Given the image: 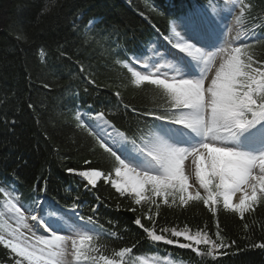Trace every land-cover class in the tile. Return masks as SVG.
Returning a JSON list of instances; mask_svg holds the SVG:
<instances>
[{
	"label": "trees",
	"instance_id": "16d2710c",
	"mask_svg": "<svg viewBox=\"0 0 264 264\" xmlns=\"http://www.w3.org/2000/svg\"><path fill=\"white\" fill-rule=\"evenodd\" d=\"M129 2L130 6L122 0H0V180L11 173L26 191L46 183L61 199L72 182L67 169L113 173L114 158L79 126L69 108L71 92L76 100L114 115L112 120L126 130L149 129L152 121L143 113L164 114L162 88L147 82L137 86L118 62L121 55L135 51L137 42L147 43L157 30L165 33L167 17L145 0ZM243 15L262 20L258 26L264 30V0L245 1ZM92 18L99 22L88 29ZM247 53L264 60V39L249 45ZM95 194L96 200L110 206L107 214L117 226L109 241L89 244L93 261L110 259L126 247L132 248L129 256L147 249L144 229L120 218L119 208L135 207L144 228L158 234L176 225H207L209 230L214 225L215 215L202 201L181 204L177 195L175 202L169 197L167 205L147 197L137 205L119 197L103 180ZM217 217L224 238L238 247L236 257L217 264H264V249L256 248L264 243V200L243 218L223 207H218ZM17 259L0 245V264H15Z\"/></svg>",
	"mask_w": 264,
	"mask_h": 264
},
{
	"label": "snow or ice",
	"instance_id": "6c2138e0",
	"mask_svg": "<svg viewBox=\"0 0 264 264\" xmlns=\"http://www.w3.org/2000/svg\"><path fill=\"white\" fill-rule=\"evenodd\" d=\"M230 13L235 11V5L229 9ZM243 15V11H241ZM217 16H221V11L214 12L207 3L198 4L195 9L180 15L174 21L176 27L183 26L187 29H197L206 26ZM252 35H255L254 33ZM259 39V37H256ZM225 47L224 42L218 48L224 53L225 63L216 72L215 78L211 80V86L205 88V79L210 68V63L203 64V71L200 78H186L178 71L176 75L169 78L167 73L161 74L157 68L156 72L142 74L140 71L133 72L135 84L137 86L147 82L150 85L161 87L166 95L170 97V107L178 110L179 115L172 112L168 119L186 125L188 128L201 133L204 139L200 144L191 149L173 148L161 141L160 137L154 136L149 141L142 142L160 166V171L153 173L148 170H138L135 166H130L117 155L115 151L103 140L97 132H93L86 124L81 123L90 135H93L100 147L114 158L117 162L115 167L116 180L111 179V172L105 173L101 170L75 169L69 168L70 174L78 175L87 186H95L98 179L103 177L114 185L120 193H129L135 197V203L139 205L146 197L152 203L159 198L167 205L169 197L179 196L181 204H187L190 200L202 201L209 206V210L222 197L223 208L231 209L240 214L243 218L246 210H251L257 204L258 199L264 200V151L259 153H249L241 150H234L227 146H214L217 141H230L242 139L244 135L251 132H258L253 137L254 142L264 145V60H254L247 53L248 41L243 40L241 47ZM175 48L187 53L196 61H201L204 56L213 53L215 50H203L193 43L180 42L175 44ZM189 49H195L200 53L199 57H192ZM135 52L143 54L144 48L140 43H136ZM153 67H155L153 65ZM163 75L164 78H160ZM118 95V93H116ZM103 113L98 119L102 120ZM163 119V117H156ZM77 120L80 117L77 116ZM107 123V121H103ZM121 139L127 140L123 134ZM135 144V141L132 142ZM191 155L192 163L195 165V174L199 185L205 190L206 196L201 195L197 190L195 193L189 192L188 177L184 174L183 164L185 159ZM203 162V163H202ZM90 164L89 161H85ZM237 192H242L239 203L233 204V196ZM36 210L42 211L41 204L34 200ZM45 200H43V204ZM19 214V220L23 226L24 215L21 208L12 206ZM30 211L32 209H29ZM31 219L36 222L38 228L45 231V236L50 238L37 237L34 243H29L28 238L17 233L15 237L6 238L0 234V245L10 249L20 259L15 264H65V254L69 243L73 248V255L76 260L89 259L83 251L86 242L94 239L93 235L87 234L89 229L84 225H91V218L84 225H70L63 232L68 235H61V231H53L43 221L42 215H31ZM149 219H152L149 217ZM82 221L83 218L79 217ZM135 225L144 229L155 242H164L168 245L177 244L182 248H192L191 241L196 244H208L209 238L206 235L190 236L187 232L174 231L172 234L179 238L184 237L189 243L180 244L178 240L167 239L164 235H158L155 231L145 229L139 218L133 217ZM219 225L217 224V227ZM247 227V225H245ZM15 231V230H13ZM72 233H75L73 235ZM83 233V234H82ZM212 247L225 248L221 242L219 245L212 243ZM264 249V243L258 245ZM91 251L98 252L93 248ZM131 247L123 248L117 255L122 257L124 253L131 252ZM199 252V250H197ZM203 256H211V252L199 253ZM226 254V253H225ZM103 264H117L115 259L100 257Z\"/></svg>",
	"mask_w": 264,
	"mask_h": 264
},
{
	"label": "rangeland",
	"instance_id": "374dc122",
	"mask_svg": "<svg viewBox=\"0 0 264 264\" xmlns=\"http://www.w3.org/2000/svg\"><path fill=\"white\" fill-rule=\"evenodd\" d=\"M223 7H228L229 9H230V4H229V2L228 1H226L225 3H224V6ZM216 11H219V9L218 8H216L215 10H214V12H216ZM220 18H223L224 17V14H222L221 13V16H219ZM91 25V24H90ZM89 25V26H90ZM92 26V25H91ZM222 27H223V29H225V25L224 24H222L221 25ZM220 26V27H221ZM221 30H222V28H221ZM231 31H235V35L237 36V38H238V41L240 40V41H243V40H247V39H251V38H255V37H257V36H252V35H250L249 34V32H247V30H245V29H243L242 28V24H240V23H237L236 24V26L234 27V29L233 30H231ZM225 32V31H224ZM224 32L222 33L221 32V37H222V41H223V38H224ZM194 32H193V29H187V30H181V27H176L175 26V24L173 25V28H172V31H171V34H170V36H169V38L173 41V43H175V44H177V43H180V42H187V43H191V41H190V36L193 34ZM191 34V35H190ZM215 35H217V34H215ZM221 39V38H220ZM221 41V42H222ZM239 41V42H240ZM167 43H169L170 42V40L168 39L167 41H166ZM165 41H164V43H166ZM199 47L201 48V49H205V50H211V49H208V47H201L200 45H199ZM226 47V46H225ZM203 51V50H202ZM192 53H193V55L195 54V56H196V51H191ZM212 54V53H211ZM214 54H215V56L217 55V52H214ZM211 56L212 55H206V58H207V60H208V57L211 59ZM221 58H222V63H219L218 65H217V67H216V71L220 68V66L222 65V64H224V62H225V60H224V53H221L220 55H219ZM197 57V56H196ZM206 60V61H207ZM145 62H147V59H143V58H141V59H139V60H137V63L139 64V65H145ZM162 62H167V60L166 59H162L161 57H160V53H157V59L155 60V63L156 64H162ZM206 63V62H205ZM204 63V64H205ZM208 63H210V62H208ZM196 65H198L199 66V64H196ZM171 66V68L170 69H161L160 70V73L161 74H163V73H167V76L169 77V78H171L172 76H174V75H176L177 74V72L178 71H180V70H178V69H176V70H174V68H172V66H173V64H171L170 65ZM149 67L151 68V69H155L154 67H153V64H150L149 63ZM134 71H140L142 74H148V72L149 71H151V72H153V70H151V69H147L146 68V71H144V70H141L140 68H133V67H131ZM220 70V69H219ZM182 74H183V76L184 77H186V78H189L187 75L185 76V74L182 72V71H180ZM153 73H155V72H153ZM160 78H164V76L163 75H161L160 76ZM87 115L85 114V113H83V112H80L79 113V117H80V120L82 121V122H86V119H88V117H86ZM159 137H160V139H161V141H163V143H164V141H168L165 137H164V135H161V134H159L158 135ZM199 136V139L194 143V145L192 144V145H190V148H193V147H196V146H198L199 144H200V142L201 141H199V140H201V138H202V134L200 133V135H198ZM164 144H166V145H169L167 142H165ZM220 145L219 146H223V144L222 143H219ZM214 146H217L216 145V143H214ZM171 147H173V148H176V146H174V145H171ZM246 152V151H245ZM249 152V151H248ZM249 153H252V151H250ZM191 155H189L186 159H185V161H184V164H183V170H184V174L188 177V183H189V189H188V191L189 192H192V193H195V187L193 186V184H192V182H191V179H190V177H189V172H188V167L189 166H192L193 165V163H192V160H193V158H192V156H191V160L189 161V157H190ZM203 163V162H202ZM118 179V178H117ZM235 197H237V196H239V198H236V199H233L232 200V203L233 204H237V203H239V201H240V199L242 198V192H237L235 195H234ZM222 198V197H221ZM239 199V200H238ZM222 202H223V200H222ZM51 211V213H52V215L55 213V210L54 209H51L50 210ZM14 210L10 207V206H8V205H5V209L4 210H1L0 211V234H4L5 236H8V235H12L11 237H15V235L13 234V233H15V232H19V233H21V234H23V236L24 237H27L28 238V242L29 243H34L35 241H36V238L37 237H39V236H36V235H34L32 232H30V230H29V224H30V222L28 221V220H26V222H23V224L24 225H26V227L25 226H23V229H22V231L20 232V228H19V223L21 224V222H20V220H17V218L14 216ZM52 220H53V218H52ZM17 223H18V225H17ZM50 224L51 225H54V223H53V221H50ZM4 229V230H3ZM13 230H15V231H13ZM7 233H10V234H7ZM28 236H30V237H28ZM65 264H75L74 262H69V261H66L65 260ZM145 264H149V262L148 261H145Z\"/></svg>",
	"mask_w": 264,
	"mask_h": 264
},
{
	"label": "bare ground",
	"instance_id": "6f19581e",
	"mask_svg": "<svg viewBox=\"0 0 264 264\" xmlns=\"http://www.w3.org/2000/svg\"><path fill=\"white\" fill-rule=\"evenodd\" d=\"M215 29H220V26L217 25V27ZM213 31V30H212ZM216 30L213 31L214 34H216ZM205 40H209L206 36H205ZM196 43V42H195ZM191 51H195L194 49L191 50ZM190 51V52H191ZM192 56L193 53L191 52ZM96 121L98 122V129L99 130H106V134H104L105 137H107L111 142H114L116 145H119L121 144V142L123 141V139H121V136L118 132H116L115 130H113L108 123H103V121H105L103 118L102 120L101 119H98V118H95ZM98 130V131H99ZM236 198H239V196L235 197L233 196V199H236ZM239 200V199H238ZM39 218V217H38Z\"/></svg>",
	"mask_w": 264,
	"mask_h": 264
}]
</instances>
